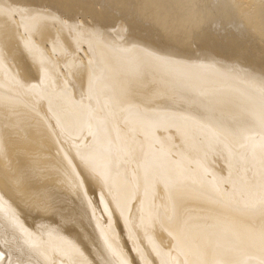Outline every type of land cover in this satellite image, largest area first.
<instances>
[{
  "label": "bare ground",
  "instance_id": "6f19581e",
  "mask_svg": "<svg viewBox=\"0 0 264 264\" xmlns=\"http://www.w3.org/2000/svg\"><path fill=\"white\" fill-rule=\"evenodd\" d=\"M0 264H264V0H0Z\"/></svg>",
  "mask_w": 264,
  "mask_h": 264
}]
</instances>
